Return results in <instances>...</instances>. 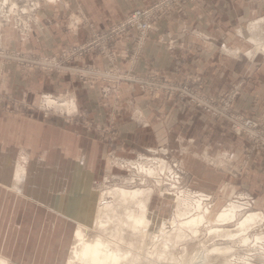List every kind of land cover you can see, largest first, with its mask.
<instances>
[{
  "label": "crops",
  "instance_id": "0c3cea01",
  "mask_svg": "<svg viewBox=\"0 0 264 264\" xmlns=\"http://www.w3.org/2000/svg\"><path fill=\"white\" fill-rule=\"evenodd\" d=\"M154 1L40 0L37 14L28 17L27 34L16 32L9 21L2 25L0 21V44L9 50L56 57ZM262 35L264 0H198L150 30L133 73L176 84L189 81L212 98L236 92L233 109L257 117L264 114V44L257 48L252 41ZM133 41L131 36L115 47L114 63L120 70L129 68ZM76 64L99 69L109 66L97 54ZM5 90L14 104L12 114L0 110V160L18 164L10 169L0 163V196H5L0 201V258L7 264H62L54 239L63 233L62 227H71L74 239L77 220L55 213L37 195L70 187L77 197L102 173L96 162L103 161L105 145L79 133L62 117L46 119L41 112H34L32 118L23 115L24 108L37 105L47 94L73 99V120L79 116L77 122L82 125L116 130L118 154L130 156L149 147L166 146L179 156L191 188L213 193L221 189L223 195L243 192L254 198L257 209L264 210V152L256 150L247 157L245 137L235 135L227 122L185 100L150 96L126 83L117 87L85 84L68 74H39L14 65L7 67ZM68 131H73V159L66 158L71 168L62 175L61 136ZM50 145L55 148L50 150ZM215 160L230 164L231 173L208 165ZM48 162L54 166L47 169ZM18 168L25 173L17 181ZM40 214L54 219L42 220ZM51 245L59 253L53 261L48 254Z\"/></svg>",
  "mask_w": 264,
  "mask_h": 264
},
{
  "label": "rangeland",
  "instance_id": "374dc122",
  "mask_svg": "<svg viewBox=\"0 0 264 264\" xmlns=\"http://www.w3.org/2000/svg\"><path fill=\"white\" fill-rule=\"evenodd\" d=\"M12 3L16 5V8L14 10L11 9ZM148 5L149 4H147L145 6H148ZM39 6H40V0H9L4 5L2 4V0H0V14H25L24 16L21 17L22 23L20 21L18 23L22 25V24H25L24 22H26L27 30L19 29V27H17L18 23L14 24V18H12V17L9 18V24H11L12 28L16 32H18L19 34L25 35L30 31V27H29V25H30L29 20L30 19L28 17L31 14H37V11L39 10ZM145 6H143V7H145ZM143 7H141V8H143ZM114 23L110 24L109 26L113 25ZM2 24H4V23L2 22L1 25ZM6 24H8V22ZM0 38H1V35H0ZM252 43L255 44L256 47L260 46V44H264V35L261 36V39L255 38V40L252 41ZM0 47L3 49H6V48L2 47L1 44H0ZM257 48H259V47H257ZM10 51H16V50H10ZM18 52H20V51H18ZM255 52L259 53V50L256 49ZM22 53H26V52H22ZM27 54H29V53H27ZM35 55H38V54H35ZM62 74H68V73H62ZM68 75H70V74H68ZM92 85H98V84H92ZM128 86L131 87V85L129 83H128ZM133 87L138 88L137 85H134ZM0 92H2L1 93L2 95L0 96V110H2L5 114H12L11 107L13 106L14 101L12 100L11 97H9V99L7 97H4L5 95H7L6 90H5V80H3L0 84ZM145 93L148 94V92H145ZM47 95H53V94H47ZM47 95H45V96H47ZM54 95H56L55 98H59V99L60 98L62 99L64 97V96H61L60 94H54ZM150 96H152V95H150ZM172 97L179 98L178 96H172ZM167 98H169V97H167ZM179 99H182V98H179ZM42 100L40 102H38L37 105L31 106L30 109L24 108L23 115L25 114V115H27L26 117L32 118L34 115L33 114L34 112H41L43 117L46 119H49V118L54 117V116L62 117L66 122H68L72 126H75L79 133H81V134H83V132H84V134L87 133L90 135L91 139H93L94 141H97L100 144L106 146V151L104 153L105 157L103 158V161L101 160L99 162L98 161L96 162V166H98L102 172L101 175L96 177L95 179H93L91 182H89V185H88L89 190L87 189L88 193L84 192V194H81L80 192H78L79 194H77V197H78L77 200L80 199L82 201L83 200L88 201L90 199L92 193H99L101 195L99 207H102L106 204H108V205L111 204L110 206H112V209L114 211H117L116 213L120 214V213H122L123 209H125V207H130L131 209H133L134 205L131 202H128V204L120 205L119 199L115 195L112 194L113 191L124 190V191L130 192V191H134L136 189H140V190H144V191L149 190L150 191L149 198L146 197L145 201H144L146 203L147 209L149 210L150 213H155V215L158 216V219L165 220L164 222H167V223H171L172 221L180 222V221H182V219H186V218H189L193 215H196V213H198V211L195 208H196V203H198V201L201 203L202 206H205L206 204H208V207L211 209V213L209 216L210 220L214 219L216 217V213L221 212L230 203H235L239 206L241 205L242 209L239 211L240 215L236 216L235 219L231 221V223L225 224L223 226L224 228L219 227V229L228 230L227 232L223 231L224 234L229 233V231L230 232L232 231L231 233H235V230H236V226H234L235 220L241 221L244 218V215L245 214L247 215L249 212H255V213L257 212V213H260L264 217V210L257 209V207L254 205V200H253L254 198H252L251 195H248L246 193L233 192L230 194L223 195L221 193V189L219 191L213 193V192H205V191H201V190L191 188L188 185V175L183 170V168L181 166L180 158L178 155L174 154V151L171 148H168L166 146L149 147V148H146L142 152H136L130 156L120 155V154H118V151L116 149V144L118 141V133L116 130L107 129V128L105 130L102 126H100L99 128L96 126H95L96 127L95 128L91 125L86 127V125L85 126L82 125L81 122H77L78 121L77 118L79 116H76L75 120H73L74 117H73V104H72V102H71L72 106L68 102H65L66 105L63 106L62 108L57 106L58 104H60L58 102L57 105L52 106L53 111L52 110L49 111V113L45 116L43 114V112L38 109V106L42 102ZM71 100L73 101V99H71ZM182 100H184V99H182ZM185 101H187V100H185ZM62 103H63V100H62ZM47 104L50 105V103H47ZM68 104H69V106H68ZM23 107L24 106H21V109H23ZM262 115H260V116H262ZM260 116H257L255 118H258ZM82 117L83 116H80V119H82ZM248 117H250V116H248ZM81 121H83L82 123L85 122V120H81ZM225 122H227V121H225ZM50 139H51V137H50ZM50 139L48 137L47 143H49V144L52 143V141ZM61 139H62V148H63V152H64V153H62L61 156H62L63 160H65L63 162V164L61 165V168H62L61 171H62V175H63V173L66 169L71 168V166H69L71 163L66 161V158L70 157L73 159V131L72 132L68 131V133L67 132L62 133ZM246 142H247V140H246ZM54 148L55 147H53L51 145L49 146L50 150H53ZM247 149L248 148L246 145V150H245L246 156H247ZM66 153H68V154L70 153V156L69 155L66 156ZM49 158H50V160H53V158H54L53 153H51L49 155ZM98 160H99V158H98ZM0 163H1V165L6 166L7 168H10V169H13V168H15V166L18 165V164H14L13 162L7 161L5 159L0 160ZM46 165H47V169H48V166H51V167L54 166V164L52 162H48ZM172 165H175L176 168H173ZM208 165H210L211 167L217 168L218 171H221V172H224L227 174L231 173V171H232L231 165L225 161H222V160L208 161ZM176 178H178V179H176ZM71 182H72V180H71ZM80 186H82V185H80ZM72 187H73V185H72ZM70 191L72 192V194L74 193L72 188H70ZM196 193L207 194L211 198L210 202H208V203L205 202L206 200H208L207 195H204V194L200 195L199 194V198H197ZM74 195L76 196L75 193H74ZM38 196H39V193H38L37 197ZM4 197L0 196V201H4ZM247 199H252L253 204H251L249 206L248 203H246ZM77 202H79V201H77ZM187 203H188V205H187ZM189 205L191 208L189 207ZM185 209H187V210H185ZM108 210L103 209L102 213H105ZM184 210L186 212H188V213L190 212V213L183 217L181 215L184 213ZM102 213H101V215H102ZM189 215H191V216H189ZM178 216H181V217H178ZM241 217H242V219H241ZM31 218H33V215ZM40 218H42V220L46 218V221L51 220V219L53 221V219H54L53 216H51V218H50L49 216H45L42 214H40ZM78 222L77 223L79 225L80 221H78ZM110 227H112V226H110ZM252 228H253L251 230L252 232L249 229V231H250L249 235H251L252 237L254 236L252 239H254L256 237V233L258 234L257 236H261V235L263 236L264 235L263 231L261 233V230H260L261 227L260 228L259 227L254 228V226H252ZM201 230H200L198 236L197 235L194 236L192 234L185 232L186 233L185 237H189V238L191 237V238L190 239L186 238L188 240L182 242V245H181V243H177L178 245L174 244L173 247L170 246L167 253H169V255H171V256L173 255L172 258L177 260V263L181 262V258H182L181 256H183V259H184L183 264H187L188 261H190L191 256H193L195 252L198 253V252L202 251L203 248L204 249L207 248L209 250L211 248L210 246H212L211 244L220 242L219 239H221L222 237H220L218 235H214V233H211L212 234L211 235L208 232H206L204 229H201ZM62 231H63V233H61V235H59L58 239H56V237H57L56 236L54 241L57 242L56 243L57 246L59 245V247H60L59 253L62 255L60 263L65 264L64 261H67L69 256H70V250L72 248V244L74 243V239L71 236V227H70V229H67V228L63 229V227H62ZM86 233L85 234L87 236L85 235L86 236L85 239L90 240V239H93V237L97 234V230H95V229L92 230V229L88 228V231H86ZM163 233H165V232H163ZM68 234H69V236H68ZM208 235H210V237H208ZM153 236H157V238H155L154 241H152L150 239L148 241V239L142 238L143 244H139V242H137L138 246L143 245V252L141 253V255H143V257H145L147 252H148V255H151V252H154L156 256H153V254H154L153 253L152 254L153 258L147 257V259L150 260V262H149L150 264L151 263L152 264H173V261L165 262V260H163V261L157 260V254H160L159 251L161 250V245H163L162 240H160V242L158 240L162 239L163 237H162V234H160V232L153 234ZM193 239H195V240H193ZM237 240H238V238L235 241L237 242ZM256 246H260V245L256 244ZM184 247H185V250L183 249ZM247 247H245V246L242 248L240 246L236 247V249H235L236 254H238V256H240V257L249 258V260L252 264H264V255L263 256H261L262 254L260 255L261 250H255L256 249L255 243L254 242L249 243V246H247ZM152 249H155V250H152ZM257 249H258V247H257ZM171 252L173 254H171ZM59 253L57 250L54 249V246L51 245L49 253H48L49 256L51 257V261H53L54 255L57 256V254H59ZM212 257H214V258H212L213 259L212 264H223L224 263V260L222 257H218V258H215V256H212ZM41 260L43 261V259H41ZM147 263L148 262L143 261L142 263H139V264H147ZM237 264H239V263H237Z\"/></svg>",
  "mask_w": 264,
  "mask_h": 264
},
{
  "label": "bare ground",
  "instance_id": "6f19581e",
  "mask_svg": "<svg viewBox=\"0 0 264 264\" xmlns=\"http://www.w3.org/2000/svg\"><path fill=\"white\" fill-rule=\"evenodd\" d=\"M8 1L9 0H2V4L4 5ZM49 1L51 2L53 0ZM15 8L16 5L12 3L11 9L14 10ZM72 104L74 105V103ZM24 173L23 169H17L15 173L17 181L24 177ZM66 189L61 188L60 191H52L49 189L45 192H39L38 199L41 201L45 200L49 208L55 211V213H63L70 218L74 217L76 220L80 221L74 233V243L72 244L67 264H139L143 261L150 264V260H148L147 257L153 258L152 254L154 252H151V255H148L147 252L145 257H143V255H141L143 252V245L138 246L137 242L143 244L142 238L148 239V241L149 239L154 241L157 236H153V234L157 232H160L163 237L158 240L159 242L162 240L163 245H161L160 254H157V260H165V262L173 261V264H183V256H181V262L177 263V260L172 258L173 255H169L167 251L170 246L173 247L174 244L178 245L177 243H181L182 245V242L188 240L186 238L189 237H185V232L198 236L201 229H204L209 234L214 233V235L222 237L219 239L221 243L211 244L212 246H210L211 248L209 250L203 248L202 251L198 253L195 252L196 254L194 253V255L191 256L187 264H212V258H214L212 256H215V258L222 257L224 260L223 264H252L249 258L238 256L235 249L239 246L241 248L244 246L247 247L249 243L253 242L255 243V250H261L260 255H264V235L257 236L258 234L256 233L254 239H252L254 236L252 237L249 235V232L253 229L252 226H254V228L261 227V233L262 231L264 232V217L260 213L249 212L247 215H244L243 219V216L241 217V221L235 220V233L229 231V233L224 234V232L228 230L219 229V227L231 223L236 216L240 215L239 211L242 209L241 205L230 203L221 212L216 213L214 219L210 220L209 216L211 209L208 207V204L202 206L198 201L195 208L198 211L196 215H189L191 217L182 219L180 222L172 221L171 223H167L164 222L165 220L158 219L155 213H150L147 209L144 201L146 197L149 198V190L144 191L136 189L130 192L124 190L113 191L112 194L119 199L120 205L128 204V202L134 205L133 209L125 207L122 213L118 214L116 213L117 211L112 209V206H110L111 204L99 207L101 200V195L99 193H92L88 201H82L80 199L77 200L74 193L72 194L70 191V187ZM103 209L109 210L102 213ZM185 210L181 215L183 217L190 213ZM88 228L97 230V234L90 240L85 239ZM208 237H210V235H208ZM237 238L238 240L236 242L235 240ZM256 244L260 246H256ZM183 249L185 250V247ZM171 254L173 253L171 252ZM153 256H156L155 253ZM0 264H7V262L0 258Z\"/></svg>",
  "mask_w": 264,
  "mask_h": 264
},
{
  "label": "built area",
  "instance_id": "2783aa9c",
  "mask_svg": "<svg viewBox=\"0 0 264 264\" xmlns=\"http://www.w3.org/2000/svg\"><path fill=\"white\" fill-rule=\"evenodd\" d=\"M198 0H155L148 6L139 8L109 26L106 30L92 34L89 40L79 46L72 47L56 57L39 56L18 51H10L0 47V84L7 76V67L14 65L22 71H34L39 74L68 73L75 79L86 84H104L117 87L121 83H129L152 96L164 98L178 96L187 100L194 108L210 115L213 118L227 121L235 135L243 136L247 140V157L254 151L264 152V114L258 118L242 115L233 109V100L236 92L225 97L212 98L200 89L191 85L189 81L183 83H170L157 76L140 77L133 73L134 67L146 43L148 33L152 28L165 18H169L188 5H195ZM25 14H0L2 22L14 18V24L21 21ZM24 18V17H23ZM25 24H17L19 29L27 30ZM24 28H23V27ZM134 36L128 59V70H120L114 63V50L121 41ZM97 54L108 60L107 69H99L92 65H77L76 62L87 55ZM2 92H0V96ZM4 96V95H3ZM9 99L8 95H5ZM56 95L44 96L38 109L46 116L53 111L52 106L71 105L73 101L64 96L62 99ZM63 100V103H62ZM47 103H50L48 105ZM69 106V105H68ZM72 106V105H71ZM176 168L175 165H172ZM178 179V178H176ZM196 193V197L199 198ZM207 195V194H204ZM208 196V195H207ZM210 196L205 202H210ZM246 203L253 204L252 199Z\"/></svg>",
  "mask_w": 264,
  "mask_h": 264
}]
</instances>
